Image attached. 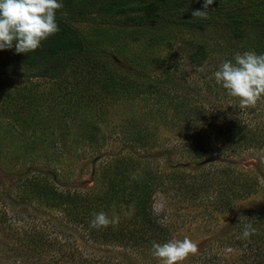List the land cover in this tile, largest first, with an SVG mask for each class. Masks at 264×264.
<instances>
[{"label": "rangeland", "instance_id": "obj_1", "mask_svg": "<svg viewBox=\"0 0 264 264\" xmlns=\"http://www.w3.org/2000/svg\"><path fill=\"white\" fill-rule=\"evenodd\" d=\"M61 3L56 14H75L79 9L99 13L110 0H61ZM262 10L250 6L246 14L264 17ZM70 24L90 49L87 64L99 66L91 79L70 74L66 78L71 81L70 85L66 83L65 87L57 88L52 80L32 76L38 72L37 68L19 67L20 72L30 75L27 77L0 74V219H4L0 221V264H75L69 259L70 255L83 260V264L89 259L115 264H158L151 256L152 245L133 251L130 246L125 249L94 243L67 222L61 210L49 207L44 200L26 198L28 187L21 186L24 179L36 176L63 194H82L97 187L104 179L105 168L122 154L148 160L157 166L162 184L153 196L152 210L157 220L168 228L162 242L187 237L197 244V253L189 255L181 264H259L261 240L251 236L242 240L239 235L244 223L255 225L254 234L264 233V224L256 222L259 216L264 218V144L257 149L223 154L224 147L206 143L209 148L206 155L195 158L186 151V137L160 125L158 150L148 153L136 150L116 133L115 126L126 114L138 112L137 104L141 102L120 101L111 93L102 94L100 83L92 80L95 77L103 80L108 72L137 82L163 83L166 88L172 85L167 77L169 73L155 64H179L174 78H179L182 72L189 74L187 82L179 79L176 91L187 92L220 120L224 115L233 122L256 125L264 133L263 99L259 100L255 112L248 113L246 107L239 106V99L227 95L213 78L214 66L218 67L229 55L249 51L246 47L254 40L255 33L249 31L247 36L227 38L228 30L222 27L203 31L156 29L129 24L116 26L87 19H72ZM197 42L207 43L209 58L204 65L193 67L186 59ZM63 58V54L56 56L59 62ZM155 58L164 61L156 63ZM18 59L12 56L13 64L9 68L18 64ZM165 66L173 69L172 65ZM75 81L89 83L85 89L91 90L86 89L85 94L97 96L94 105L107 101L104 114L100 112L99 117H90L95 121L104 120L93 141L81 134L79 128L82 121L88 120L90 112L81 114L87 118L75 119L70 102L63 100L65 107H59L53 101L62 90L74 88ZM105 94L112 99L107 100ZM148 106L151 107L150 99L144 108ZM95 108L96 112L101 110L98 106ZM91 126L83 129L89 132ZM227 166L235 169V176L254 179L257 184L251 195L232 201L224 208L228 210L219 211L215 207L218 204L215 190L220 181L226 179L224 172L228 170L224 169ZM213 170L215 175H212ZM202 180H206L209 187L206 191L198 190ZM189 181L194 184V191L189 188ZM133 212V201H120L117 206L111 205L107 214L123 219L132 218ZM79 261L76 264H80Z\"/></svg>", "mask_w": 264, "mask_h": 264}, {"label": "trees", "instance_id": "obj_2", "mask_svg": "<svg viewBox=\"0 0 264 264\" xmlns=\"http://www.w3.org/2000/svg\"><path fill=\"white\" fill-rule=\"evenodd\" d=\"M202 3L203 0H199V2L197 0H110L108 6L102 8L99 13H87L81 9L75 14L58 13L56 14V21L60 31L43 41L41 47L35 52L16 54L10 50H8L9 52L7 50L0 51V74L11 77H27L30 75L26 72H20L19 67H24V69L37 68L38 72L36 71L32 76L52 80L57 88L62 85L65 87L66 83L70 85L71 81L66 80L70 74L85 75L86 79H91L99 70V66L87 64L86 59L89 57L90 49L78 31L71 26L72 19H87L116 26L129 24L134 27L156 29L178 28L179 30L197 29L203 31L222 27L228 30L227 38L230 36H247L249 31H253L255 33L254 40L248 42L249 45L246 48L252 49L257 54L264 53V17L251 13L246 14V10L250 6L264 11V0H256L254 3L252 0H219L205 10L207 19L193 17L192 12L202 10ZM71 10H74V6H71ZM226 47L229 48L230 45L227 44ZM209 50L206 42H197L194 50L187 56L188 64L193 65V67L204 65V61L209 58ZM59 54L64 55L61 62L56 59ZM14 55L19 58L18 64L9 68L13 64L11 57ZM233 56L229 55L226 60H231ZM80 60H84V62L75 64ZM47 61L50 62L44 64ZM163 61L155 58L156 63ZM155 65L169 73L167 77L172 80L171 86L168 85L165 88L163 83L137 82L127 76L110 75L108 72H105L103 80L98 77L92 79H96L95 82L100 83L102 94L111 93L121 99L120 101L141 102L137 104L138 112H134V110L132 113L126 114L124 119L122 118L115 126L118 130L116 133H119L124 142L132 148L147 153L158 150L160 142L157 129L160 125L171 129L176 134L183 135L184 138L186 137L187 143L184 144L185 148L187 147L186 151L192 153L195 158L206 155L209 149L206 147V143L224 147L223 154H233L239 149L240 151L257 149L264 144V133L261 129H257L256 125L253 126L249 123L246 125L243 122L240 124L241 121L233 122L224 115L222 116L223 119L220 120L212 111L206 110L201 102L198 104L193 96L187 95V92L176 91L179 88V79L182 82H187L186 77L189 74V72H182L179 78H174L179 64ZM165 65H168L167 67L172 65L173 69L166 68ZM3 66L7 68H3ZM217 68L214 66L213 71ZM88 84L75 81L73 82L74 88L62 90L61 94H57L55 97H58L53 101L59 107H65L63 100L70 102L74 108L72 114L75 119L87 118V115L81 114H89L90 112L88 120L82 121L79 128L81 134L84 133L85 137L93 141L96 137L95 133H99V125L104 120L101 118L95 121L92 118L99 117L100 112L105 113L103 110L106 108L107 101L94 105L97 96L91 93L85 94L86 89L91 90V88L85 89ZM106 94L105 98H107ZM108 99L112 98L108 97ZM148 99L151 100V107L144 108L147 106ZM261 99L264 101V98ZM259 103L258 101L256 105ZM256 105L246 107L248 113L255 112ZM95 106L101 110L96 112ZM88 108L90 109L87 110ZM235 117L232 119H236ZM87 125H93L89 132L83 129ZM180 148L183 146L181 145ZM115 159L117 160L111 166L105 168L104 179L99 181L98 186L82 194L78 192L63 194L36 176L31 179H24L21 186L23 188L28 187L25 190L26 198L44 200L49 207L61 210L66 221L79 229L94 243L121 246L125 249L126 246H130L133 251H141L140 249L152 245L153 241L163 244L162 241H165L168 228L166 224L157 220L152 210L153 196L157 192L158 185L162 184L159 180L161 175L157 171V166L150 164L148 160L143 159L141 161V159L128 154L119 155ZM224 170H228L224 172L226 179L221 180L220 186L215 190L218 199V204L215 207L219 211L228 210V208H224L232 201L251 195L255 189L254 186L257 184L254 179L235 176L236 171L230 166L225 167ZM214 173L213 170L212 175H215ZM232 173L234 174L233 177ZM205 178H207V173ZM205 181L202 180L203 183L198 190L206 191L209 188ZM189 186L194 191V184L190 183ZM120 201L126 203L133 201L132 218L123 217L120 219L116 214H107L108 208L113 204L117 206ZM100 212L105 213L109 221H114V223L99 229L91 228L92 214ZM261 216H259L260 220L256 222L263 225L264 218L262 219ZM0 221H4V219L1 218ZM251 237L255 240H261L260 244L263 245V248H258L260 250H258V257H261L259 264H264V233L262 232L260 235L256 233ZM69 257H71L69 259L72 263L76 264L79 261L72 255ZM82 261L80 260L79 263L83 264ZM84 264L115 263L89 259V262H84Z\"/></svg>", "mask_w": 264, "mask_h": 264}, {"label": "clouds", "instance_id": "obj_3", "mask_svg": "<svg viewBox=\"0 0 264 264\" xmlns=\"http://www.w3.org/2000/svg\"><path fill=\"white\" fill-rule=\"evenodd\" d=\"M213 3L214 0H203L202 10L191 15L207 19L205 10ZM61 7V0H0V51L35 52L43 41L60 31L56 11ZM213 78L227 95L239 99L240 107H253L264 98V53L257 54L252 50L236 53L231 60L218 66ZM110 223L114 221L110 222L105 213H93L90 227L99 229ZM254 233L255 228L244 223L239 238L247 240ZM197 250V244L187 237L163 244L153 241L151 256L158 264H181Z\"/></svg>", "mask_w": 264, "mask_h": 264}]
</instances>
